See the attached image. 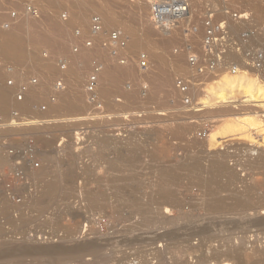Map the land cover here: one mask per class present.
I'll list each match as a JSON object with an SVG mask.
<instances>
[{
  "label": "rangeland",
  "instance_id": "1",
  "mask_svg": "<svg viewBox=\"0 0 264 264\" xmlns=\"http://www.w3.org/2000/svg\"><path fill=\"white\" fill-rule=\"evenodd\" d=\"M252 1L258 4L257 7L262 10L261 13L263 15L259 13V17L261 18H259V20H257L256 14L254 15L255 12L252 11ZM149 3L148 0H0V17H3V20L9 16L10 19L13 18L12 20L14 21L12 22L15 24L19 19L21 21V17L29 16L31 20L33 18L41 21L40 25L33 23V25L26 26L29 36L27 37L28 43L26 45V58L24 61L7 60L4 56L0 55V85L9 87L10 90L8 94L10 109L7 108L3 110L0 108V117L2 119V122H0V249H3L8 243H12V246L18 247L25 242L24 244H31V246L37 245L39 248L49 250L55 249L58 246H65L67 248H72L73 246L77 250L80 249L82 253V255L46 256L34 255V252H32L29 257L23 260L16 257L7 260L0 259V264H122V260L126 257L125 253H130L129 255L133 253L132 250H124V246L122 245V240L125 238L128 229L139 230L135 231V233L137 236L139 235L138 237L141 236L140 238H144V241H147V244L145 243V247H143L145 251H149L151 247L157 249V246L160 250H163L165 246L164 242L155 243L149 247V241L153 239L155 235L162 234L165 229L167 230V228L170 229L171 227L158 229L143 225V220H141L143 217L141 215L137 216V214L131 212H129V214V210L123 207H126L124 201L125 199L127 200L128 197L135 195L136 197H140H138V199H142V201L145 200V202L157 196V199L155 198L153 200L162 202L163 197L159 193L161 176L158 174L162 170L161 168H167L169 166H172L170 168H176L181 165L187 157H191L192 155L195 156L194 154L198 155L199 153L204 154V152L205 154L207 153L206 156L207 158L209 157V161H211V159L218 160L219 158L220 162H225V159H227L226 157L230 156L228 157V161H226L228 164H226V162L224 163L226 164V168L230 167L227 169L228 171L224 173L228 180L223 174L225 178L221 175L219 180L216 181L217 185L219 181L220 186H218L221 188L222 185L226 183L225 180H227L226 187L228 188L222 190L224 193L221 191L219 197L223 200L225 199L224 201L227 205H232L234 203V195L241 192L242 197L246 195L245 198H242L244 200V207L242 206L235 211H224V213L207 212L202 202L207 199L211 200L212 197L205 196V191H203V188L200 186L196 175H190V177L185 172H179V174L181 173L180 179H182V176L183 179H178L172 189L175 192L176 203L180 201L184 206H181L183 207L182 209L176 206L178 208L175 207V211H173L172 208V212L167 213L165 218H169L168 220L170 221L179 220V217L185 210H187V213L190 212V214L195 217V222L192 226H188L189 232L191 231L192 234H200L198 237L197 235L194 236L190 245L201 247L198 245L202 243L203 251L206 254L210 255L214 249L224 254V251L228 249L229 252L228 250L225 251L227 254L231 252V249H236L241 243H245L244 254L246 255L245 258L247 257L248 264H257L260 260L259 255L253 252L264 248V223H262V225H255V228H258L257 230L254 229V226L252 228V226L245 223L264 218V167L262 168L261 164L259 165L257 162L261 157L263 158L264 141H262L260 137H257L256 132L247 134V137L251 136L247 138L245 137L246 134H244L247 130L244 132H242V130L240 134L239 132L235 133V137L219 139L218 144L212 147L209 146L210 135L222 132V129L216 124L217 120L219 121L221 118L219 119V117L204 114L206 108L204 109L201 98L207 97L208 91L212 86V88H214V86L217 85L216 83L219 79H217L218 75L216 78L215 76L201 78V76L195 75L193 69L187 63V57L190 52L193 53L200 50L202 32L196 34L192 31L195 26L201 28L200 26L205 9H218L219 16L222 18L224 17L226 20L230 18L228 13L251 12L254 18V25L259 27L264 21V0H228L221 2L210 0L203 4L193 2L196 5L194 4L195 6L191 12L190 19L180 25V29L178 28V30L171 33L163 32L153 26L150 19ZM245 9H248V11H244ZM105 10L111 11L117 17L121 18L115 23H107L104 26L107 32L101 37L100 43L108 39V31L120 30L123 31L124 34L127 33V35L135 34L139 36L143 30H148L153 40H158L162 43L161 49L158 51L161 55L171 61L173 57H179L182 54V56H180L182 58H180V64H177L176 67L175 65L169 64L165 68L157 69V64L151 57L153 52H146V46H144L146 49L142 47H132L133 51L130 52V55L127 53V59L129 60L124 65L117 61L110 51L104 49L102 45L98 46V49H92L93 53L88 52V48L83 45L84 41L81 40L80 42V40L76 38V31L82 30L84 33V40L90 38L89 27L91 18L95 15L102 18ZM83 16H86L85 20L82 18ZM7 23V20L0 22V46L6 39L2 29L7 28ZM56 25H59L60 29L56 27ZM243 27L244 26H242V28ZM233 29L235 28L233 27ZM104 36L107 37L105 38ZM124 39L128 45V39ZM142 53L147 54L149 60V65L144 69L140 68L138 65V56ZM76 56L80 58L77 63L74 62ZM96 64L100 65V69L105 66L112 69L118 67L125 69L127 67L122 66H126L127 64L130 65V69H127L128 72L126 71L123 77L121 76L118 83H112L106 79L105 82L101 81L94 96L98 104L91 101V96L86 89L89 76ZM75 66L76 71H78L80 75V81H78L80 84L79 87L75 85L76 82L72 81L70 79V74H68L70 68H74ZM227 71L229 72V70H223L219 71V73ZM149 76L157 78L160 83V88L157 86L159 89L157 88L156 91L155 89H151V84H148ZM181 78L189 81L192 85L190 89L194 91L193 96H191L192 99L190 98L192 104L188 106L183 104V97L176 88L175 82ZM12 81L14 85H10ZM59 84H61V86ZM21 85H27L28 92H32L33 94L34 90L37 93V96L35 95L31 98V109L29 112L22 111L17 104L22 103V101H18V96L22 95L19 88ZM68 86H70V88ZM66 88L71 90L70 97L60 99L58 91H62ZM0 90L2 89L0 88ZM126 93H134L136 97L139 95V98H137L139 100L135 103H131L125 95ZM26 94L24 99L27 97ZM150 94H154L153 96L155 99L148 103H143L142 100H145V97ZM75 98H77V103L72 104L71 101ZM245 101V99H237L234 106H243L244 108L251 109L250 111L253 110V112L258 111L259 114L256 113L260 116V119L263 120L262 124L264 125V102L246 103L245 105ZM251 105L255 107L253 108ZM48 107L51 108L48 110ZM44 108H46V110H44ZM198 110H203L204 113L197 112ZM15 114H18V118L14 117ZM76 118H79V121ZM179 118L182 120H179ZM178 121H180V124ZM164 123L166 125H163ZM174 123H177L179 127ZM6 124L8 125L6 126ZM169 124L174 126L170 128ZM184 126L186 127L185 129ZM169 128H175L178 129V131H175V129L173 132L172 130L168 131ZM186 129L187 131L185 133ZM183 130L184 132H181ZM179 132L180 134L177 135ZM173 134L174 136L172 137ZM136 135L139 138H136ZM144 138L145 140H143ZM186 140L189 143H187ZM114 142L120 145H122V143L123 145H125V143H132L133 146L130 148L133 150H131L132 152L130 150L126 152L120 145H116ZM136 142L138 144H134ZM140 142H146V144ZM195 143V147H192L191 145ZM150 144H152V146ZM155 144L158 145L155 147ZM137 145H142L143 148L142 146L136 147ZM146 145L147 147L145 148ZM118 146H120L119 149H117ZM159 146L160 148H158ZM182 146H185V148ZM240 146L242 148L238 149ZM181 148L182 150H180ZM247 148H249V150H247ZM250 148L255 149V151H251L250 153ZM258 149L260 151H258ZM241 150L243 153L248 151L247 153L249 156L247 153V155L243 154ZM133 151H135V154ZM212 152H214L215 155ZM132 153L136 158L130 157L133 156L131 155ZM217 153H219V155ZM223 153L228 155H224ZM257 154L260 158L256 156ZM220 155L222 157H219ZM51 156L55 158V160H52L53 162L51 161L53 158ZM151 156L155 157V160H158L155 161L152 157L153 161ZM247 156L250 157L251 160ZM224 157L225 159H223ZM254 157H256V160L258 158V160L256 161ZM131 158L133 160L129 161ZM247 159H249V161H247ZM121 160L124 162L121 163ZM126 160L130 163V167H128V163H125ZM243 160L244 163H242ZM250 161L252 164H250ZM113 162L116 163L114 164ZM158 162L161 164V167ZM172 163L175 164V166ZM133 164L134 166H132ZM156 164L158 165L156 166ZM205 164L208 163L205 162ZM239 164H245V166L247 165L249 167L246 166L248 169H243L245 166L243 167L242 165L241 167ZM256 164L260 169L262 168L261 170L259 169L260 171L257 170ZM37 165L39 167H37ZM116 165H118V167ZM253 166L256 167V169L254 168L256 171L252 169ZM159 168L160 171H158ZM231 168L234 173L230 170ZM69 169H71L72 180L66 179L61 182V189L58 196L53 198H45L43 196L44 198H42L47 183L59 180L60 177L61 179L67 178V176H69ZM155 169H157V171ZM19 170L24 172L22 178L18 177L16 174ZM210 172L208 177L214 175L213 173H215V170ZM235 173L239 175H236L239 180L241 179L242 181L243 179L245 181L240 183L241 181L232 177ZM158 176L160 178L157 179ZM190 179L194 180L191 181ZM220 179L223 180L221 181ZM229 180L231 184H228L230 183ZM65 181L66 183L70 181V183L68 182L69 184H66ZM216 184L212 186V189L218 187L215 186ZM251 187L253 189H251ZM249 188L251 191H249ZM254 188L256 191H254ZM230 189H232V191H230ZM225 190H228L226 192L227 198ZM233 191L235 193H233ZM91 192L99 196V205L96 207L91 205V197L89 196ZM243 192L245 194H242ZM158 195H160L161 198ZM252 201L255 202L254 205L256 208L253 206ZM4 202L6 203L4 204ZM248 202L250 204H248ZM120 204H122V206ZM197 205L199 206L198 208ZM194 208H196V210H194ZM181 212L182 214H180ZM245 214L247 216L244 217ZM258 214V217H261L260 219L256 217ZM233 215H237V218ZM129 217L132 218L130 221ZM223 221L225 225L221 223ZM136 222L137 224H142L147 229L142 225H138L139 229L136 227ZM125 223L127 224L125 225ZM134 223L136 225H132ZM243 224L245 226H242ZM126 227L127 230L125 229ZM141 227L143 228L141 229ZM233 227L234 230L239 227L235 230V233L238 235L234 233ZM240 228L242 230H240ZM244 229L245 231L248 229L247 232L250 235L244 232ZM221 231L227 232L222 233ZM240 232L242 236H240ZM261 232L262 234H260ZM243 234L248 236H243ZM133 235L134 234H132V236ZM229 235L230 237H228ZM208 236H210V238L212 237V239ZM214 236L216 239L213 238ZM223 236L226 237V240H224L225 238ZM236 236L240 239L242 238L243 241L239 239L241 243H238L239 241ZM205 238L208 239L204 241ZM247 238L252 241H249ZM222 241H229L227 242L229 244L227 245L226 242ZM97 242L102 246V251L98 257L97 255L88 253L89 243L92 244ZM232 242L233 245L237 246L236 248L231 244ZM260 242L261 245L259 244ZM223 243L224 245L226 244L224 246L225 249H223ZM106 244L109 245V247L107 246L106 248ZM110 245L113 246L111 247ZM146 246L149 249H147ZM210 246L214 248L212 249ZM113 248L115 249L113 250ZM136 248L139 247L136 246ZM129 255L127 254V256ZM175 255L177 257H185L183 249H178ZM122 256H124V258H122ZM150 261L152 260L150 259ZM236 261L231 260V263L236 264ZM153 262L156 263V261ZM130 264H137V262Z\"/></svg>",
  "mask_w": 264,
  "mask_h": 264
},
{
  "label": "bare ground",
  "instance_id": "2",
  "mask_svg": "<svg viewBox=\"0 0 264 264\" xmlns=\"http://www.w3.org/2000/svg\"><path fill=\"white\" fill-rule=\"evenodd\" d=\"M235 1V0H233ZM148 2H151L150 0H148ZM249 2V1H248ZM196 3V2H195ZM195 3L192 4V8H191V12L193 11V8L194 6L196 5ZM148 4V3H147ZM150 4V3H149ZM195 4V5H194ZM248 4V3H247ZM252 6L251 8L253 9L252 11H254V15L257 16V20H259V16L261 13L262 10H260L261 8L257 7L258 4H255L253 3V1L251 2ZM250 4V5H251ZM244 6V5H243ZM108 7V6H107ZM196 8V7H195ZM249 9V8H248ZM248 9H245L244 11H248ZM243 10V9H242ZM2 11V10H1ZM264 11V10H263ZM101 12V11H100ZM105 13L103 14L102 16V21H103V26H105L107 23H115L117 22V20L121 17H117L115 14H113L111 11H108V10H105L104 11ZM5 13V12H4ZM260 13V14H259ZM258 14V15H257ZM100 15V14H99ZM263 15V14H262ZM8 16V15H7ZM253 16V15H252ZM226 17V16H225ZM5 18V16H4ZM84 20L86 18V16H83L82 17ZM13 18H9L6 17L4 20H3V17H0V22H4L5 20H7V25H6V29H2V32L4 33V35L6 36V39L3 41V43L1 44L0 46V55L1 56H4L7 60H16V61H24V59L26 58V45L28 43V32H27V25H33V23H36V24H41V21H39L38 19H33L31 20V18L29 16H23L21 17V21L20 19L18 20V22L16 21L15 24L12 22L14 20H12ZM151 19V18H150ZM254 19V18H253ZM261 19V18H260ZM16 20V19H15ZM28 21V22H27ZM130 21L132 22V20L130 19ZM254 21V20H253ZM130 22V23H131ZM259 22V21H258ZM13 23V24H12ZM17 23V24H16ZM133 23V22H132ZM135 25V23H133ZM132 24V25H133ZM2 25V24H1ZM67 25V24H66ZM133 25V26H134ZM246 24L243 23V22H237V23H233L231 24V27L235 28V29H239V28H242V26H245ZM4 27V26H2ZM56 27H58L60 29V26L59 25H56ZM131 28V27H130ZM180 28V27H179ZM107 32L105 31V28H104V33ZM109 32V31H108ZM104 33L100 36V37H97V38H93V40H95L94 42V45L92 48H88V52H92L93 50L92 49H96L98 46H101V43H100V40H101V37H103ZM122 34L124 36V38L128 39V45H127V48L125 50H121L120 51V54H119V57H126L128 54L130 55V52L133 51L132 47H135V48H138V47H142L143 49H146V52H153L151 54V57L152 59L156 62L157 64V69H162V68H165L166 66H168L169 64L171 65H176L177 64H180L181 62V57L182 54L179 56V57H173L171 59V61L169 59H167L166 57H164L163 55H161L158 51L159 49H161V42H159L158 40H153L152 39V35L151 33L148 31V30H143V32L141 34H139V36L135 35V34H132V35H127L124 34V32L122 31ZM84 36V34H83ZM73 37V36H72ZM105 37V36H104ZM107 37V36H106ZM105 37V38H106ZM74 39V38H73ZM104 39V38H103ZM105 40V39H104ZM81 42V40H80ZM100 43V44H99ZM75 44V43H74ZM197 44V42H196ZM77 45V43H76ZM146 46V48L144 47ZM78 48V47H77ZM191 48V47H190ZM98 49V48H97ZM195 49V48H194ZM105 52V51H104ZM93 53V52H92ZM128 53V54H127ZM110 55V54H109ZM108 56V55H107ZM111 57V56H110ZM128 57V56H127ZM108 58V57H107ZM181 58V59H180ZM79 57L76 56L75 59H74V62L77 63L79 62ZM115 59H120L118 57H115ZM129 60V59H128ZM126 64V63H125ZM121 67V66H120ZM122 67H127L125 69H121V68H115V69H112V68H109L107 66L105 67H102V69L98 72V85L101 83V81L105 82V79L107 81H111L112 83H118L119 80L121 79V76L123 77L124 73L126 74V71L127 69H130V65H126V66H122ZM76 66L74 68H70L68 74H70V79L72 81H75V85L77 87L80 86L79 82L80 81V75L78 73V71H76ZM131 71V70H130ZM159 71V70H158ZM223 71V70H221ZM128 72V71H127ZM221 73V74H220ZM218 72V76H217V80L218 82L216 83L217 85L214 86V88L211 87V89L208 91V95L207 97H204V98H201V101H202V104L204 105V109H205V113L203 112V110H198L197 112H203L204 114L206 115H212L213 117H219V119L221 118V120H217L216 124L218 125V127L220 129H222V132L220 133H213L210 135V139H209V146L212 147V146H215L216 144L219 143V139H223V138H229V137H235V133H238L239 134L241 133L240 131L244 132L245 130H247L244 134H246L245 137H247V134H250L251 132H256L257 134V137H260L262 139V141H264V138H263V135L264 134H260V133H264V125L262 124V121L260 119V116L257 115L258 111L256 112H253L250 111L251 109H248V108H244L243 106H234V104L236 103V100L237 99H245L246 101L244 102V104L246 105V103H263L264 102V72H258V71H254L252 69H248V68H242L239 70V72L237 74H232V72ZM129 74V73H128ZM220 74V75H219ZM79 75V77H78ZM141 77V76H139ZM153 76H149V83L148 84H151V89H156L160 86V83L159 81L157 80V78H152ZM216 78V77H215ZM143 79V77H142ZM147 79V80H148ZM214 79V78H213ZM212 79V80H213ZM158 82V83H157ZM213 83V82H212ZM97 85V87H98ZM208 85V84H207ZM1 89L0 90V108L1 109H7L10 107V102H9V97H8V94L10 92L9 90V87H6V86H3V85H0ZM158 86V87H157ZM70 88V86H68ZM160 88V87H159ZM158 88V89H159ZM62 90V89H61ZM73 91V90H72ZM154 91V90H152ZM159 91V90H158ZM157 91V92H158ZM193 90L192 89H189V91L187 92V95L188 96H193V93L194 91L192 92ZM152 93V92H151ZM58 94L60 96V99H66L68 97H70V94H71V90L70 89H64L62 91H58ZM166 94V93H165ZM27 97L25 99L22 100V103H17L19 108H21L22 111L24 112H29L30 111V101H31V98L34 97L35 95L37 96V93L36 91L33 90V94L32 92H28L27 94ZM127 96V98L129 99V101L131 103H135L137 100V98H139V95L136 97V95L134 93H126L125 94ZM154 95V94H153ZM152 94L148 95L145 97V100L143 99L142 102L143 103H148L149 101H153L154 96ZM169 96V95H168ZM159 97V96H158ZM164 98V97H163ZM162 98V99H163ZM192 98V97H191ZM168 99V98H167ZM166 100V99H165ZM72 104H76L77 103V98L73 99L72 101ZM157 103V102H155ZM160 103V102H159ZM169 103V102H168ZM242 103V102H241ZM164 104V103H163ZM248 105V104H247ZM250 105V104H249ZM59 106V105H58ZM73 106H76V105H73ZM252 106V105H251ZM253 108L255 106H252ZM51 107H48V110L50 109ZM10 109V108H9ZM2 111V110H1ZM202 113V114H203ZM259 114V113H258ZM109 116V115H108ZM203 116V115H202ZM208 117V116H206ZM205 118V117H203ZM212 118V117H211ZM223 118V119H222ZM77 119V118H76ZM177 119V118H176ZM209 119V118H208ZM213 119V118H212ZM79 121V118L77 119ZM179 120H182L179 118ZM216 120V119H215ZM166 121V120H165ZM168 121V120H167ZM170 121V119H169ZM173 121V120H172ZM164 122V121H163ZM171 122V121H170ZM175 122V121H174ZM179 124H180V121H178ZM264 123V122H263ZM10 124V123H9ZM14 124V123H13ZM167 124V122H166ZM165 123L163 125H166ZM172 124V123H171ZM170 125V128L173 127L174 125L171 126ZM175 124V123H174ZM185 124V123H184ZM182 124V125H184ZM8 124H6L7 126ZM26 125V124H25ZM175 125H178L177 123ZM186 125V124H185ZM12 126V125H11ZM162 127V126H161ZM164 127H167V126H164ZM163 127V128H164ZM179 127V125H178ZM176 127V128H178ZM168 128V127H167ZM166 128V129H167ZM172 130V132L174 131L175 128L173 129H170ZM186 127L184 126V129ZM180 129V128H179ZM182 130V128H181ZM189 130H190V127H189ZM26 131V130H25ZM175 131H178V129H175ZM187 129L185 130V133H186ZM171 132V134H172ZM181 132H184L181 131ZM189 132V131H188ZM187 132V134H188ZM260 132V133H259ZM10 133V132H8ZM18 133V132H17ZM176 133V132H175ZM183 133V134H185ZM191 133V132H190ZM16 134V132H15ZM23 134V133H22ZM180 134L177 133V135ZM181 134V135H183ZM260 134V135H259ZM11 135V134H10ZM147 135V134H146ZM152 135V134H150ZM176 135V137H177ZM252 135V134H251ZM135 136V135H134ZM174 136V134L172 135V137ZM187 136V135H186ZM184 136V137H186ZM240 136V135H239ZM238 136V137H239ZM243 136V135H241ZM143 137H146V136H143ZM151 137V136H150ZM251 137V136H250ZM250 137H247V138H250ZM130 138V137H129ZM136 138H139L137 137L136 135ZM198 139V138H196ZM252 139V138H251ZM258 139V138H257ZM130 140V139H129ZM128 140V141H129ZM132 140V139H131ZM134 140V139H133ZM138 141H141L139 139H137ZM145 140V138L143 139ZM153 140V139H152ZM177 140H180V139H177ZM176 140V141H177ZM189 140V139H188ZM194 140V139H192ZM253 140V139H252ZM156 141V140H155ZM119 142V141H118ZM126 142V141H125ZM129 142H132V141H129ZM147 142V141H146ZM146 142H140V143H143V144H146ZM180 142V141H179ZM187 142V140H186ZM195 142V141H194ZM122 143V142H121ZM128 143V142H127ZM133 143V142H132ZM131 143V144H132ZM189 143V142H187ZM193 143V142H191ZM201 143V142H200ZM262 143V142H261ZM107 144V143H106ZM114 144H118L120 145L119 143H115ZM113 144V145H114ZM126 144L123 145H120L121 148L123 150H125L127 152V150H133L131 149L130 147L133 146V144ZM134 144H138L137 142L134 143ZM154 144V143H153ZM184 144V143H183ZM263 144V143H262ZM108 145V144H107ZM105 145V146H107ZM152 146V144H150ZM149 145V146H150ZM158 145V144H157ZM155 144V147L157 146ZM196 143L195 144H192L191 146L192 147H195ZM206 145V144H205ZM45 146V145H44ZM110 146V145H109ZM115 146V145H114ZM117 149H119V147ZM135 146V145H134ZM139 146H142V145H139ZM138 145L136 147H139ZM150 146V147H151ZM246 146V145H244ZM259 146V145H258ZM135 147V148H136ZM147 147V145L145 146V148ZM154 147V146H153ZM179 147V145H178ZM185 148V146H182ZM248 147V146H246ZM116 148V146H115ZM143 148V146H142ZM160 148V146L158 147ZM242 147L240 146V148L238 149H241ZM151 149V148H149ZM155 149V148H154ZM197 149V148H196ZM237 149V150H238ZM146 150V149H145ZM157 150V149H156ZM161 150H162V147H161ZM179 150V149H178ZM182 150V148L180 149ZM184 150V149H183ZM193 150V149H192ZM199 150V149H198ZM236 150V149H235ZM243 150V149H242ZM241 150V151H242ZM247 150H249V148H247ZM119 151V150H118ZM159 151V150H158ZM197 151V150H196ZM203 151V150H202ZM207 151V150H206ZM239 151V150H238ZM254 152L255 149H251L250 148V153ZM258 151H260L258 149ZM129 152V151H128ZM132 152V151H131ZM192 152V151H191ZM198 152V151H197ZM227 152V151H226ZM240 152V151H239ZM248 151H246L247 153ZM257 152V151H256ZM255 152V153H256ZM263 152V151H262ZM104 153V152H103ZM133 153L135 154V151H133ZM133 153L131 155H133ZM150 153V152H149ZM149 153H148V156H149ZM186 153V152H185ZM194 153V152H192ZM191 153V155H192ZM203 153V152H202ZM214 153V152H212ZM228 153V152H227ZM243 153V151H242ZM245 152L243 154H246ZM254 153V154H255ZM259 153V152H257ZM261 153V152H260ZM259 153V154H260ZM128 154V153H127ZM138 154V153H137ZM163 154V153H162ZM207 154V153H206ZM205 152L204 154H201L199 153L198 155L194 154L195 156H191V157H187V159H185V161L179 165L178 167L176 168H170L172 166H169L167 168H164L163 165L161 168L162 170L160 171V168L158 171H160V173H158L160 176H161V185L158 187L159 188V193L160 195L163 197V200L162 202H156L155 199L153 196V199H148L146 202L145 200L142 201V199H138V197H136L135 195H132L130 197L127 198V200L125 199L124 201V205L123 206L124 208H127L128 210V213L131 212V213H135L138 215H141L143 217V225L145 226H150L152 228H158V229H164V228H167V227H171L170 229L167 228V230L165 229V231L162 233V234H159V235H155V237L153 239H151L149 241V247H151V245H154L155 243H165V246H164V249L163 250H160L157 246V249H154L153 247H151V249L149 251H145L143 249V247H145V243L147 241H144V238H140L136 235L135 231H137L138 229H128L127 230V227L125 228L127 230L126 232V236L125 238L122 240V245L124 246V250L125 249H129L133 251L132 255H129L130 253H125L126 254V257L124 258V256H122V258H124L122 261L123 263L122 264H130V263H133V262H137V264H211V263H214V264H233L231 263V260H237L235 263L236 264H248L247 262V257L245 258V254H244V244L241 243L240 240H242V238L240 239L239 237H237V241L238 243H241V245L236 248L237 246L233 245V242L231 243L236 249H231V252L230 253H225V251L227 250H223L224 251V254L222 253H219L220 251L218 250H213L211 252V254H206L204 251H203V246L200 244L198 246H201V247H194L192 246V244L190 245V242L192 239H194V236L197 235V237L200 235L198 234H192V232L190 231L189 232V227L190 225L192 226V224H194V216L192 214L187 213V210L184 211V213L182 214V212L180 214H182L180 217H179V220H168L165 218V215L169 212H172V208H173V211H175V207L178 206V207H181V206H184L182 205L183 203L178 201L176 203V199H175V192L173 191L172 187H174V185L176 184V182L178 181V179L181 178V173L179 174V172H185L187 175H196L197 176V179L199 181V184L200 186L203 188V191H205V196L207 197H212L211 200L207 199L206 201L202 202V205L203 207L207 210V212L209 213H215V212H222L224 213V211H235L237 210L238 208L240 207H244V200L242 198H245L246 195H244V197H242L241 195V192L238 194L236 193L233 197V200H234V203L232 205H227L225 203V199H221V197H219V193L224 190V189H227L228 187L227 186V176L224 174L226 173L229 169V168H226V164H228L226 161H228V157H226L227 159H225V157L223 159H225L224 161L226 162V164H224L225 162L223 161H219V158L218 160L216 159H211V161H209V157L207 158ZM219 155V153H217ZM216 154V155H217ZM224 154V153H223ZM222 154V155H223ZM226 154V153H225ZM224 154V155H225ZM229 154V153H228ZM226 154V155H228ZM248 154V153H247ZM246 154V155H247ZM262 154V153H261ZM129 155V154H128ZM159 155V154H158ZM187 155V154H186ZM213 155V154H212ZM215 155V153H214ZM230 155V154H229ZM252 155V154H251ZM250 155V156H251ZM263 155V158L259 157L258 154L256 156H258L257 160H256V157L255 160L259 163V165L261 164L262 168L264 167V154ZM120 156V155H118ZM122 156V155H121ZM169 156V155H168ZM210 156V155H209ZM249 156V154H248ZM247 156V157H248ZM53 157V156H51ZM130 157H135L134 155L133 156H130ZM139 157V156H138ZM153 156H151V159H152ZM160 157L162 158V156L160 155ZM219 157H222L221 155ZM232 157V156H231ZM253 157V156H252ZM118 158V157H117ZM129 158V156H128ZM136 158V157H135ZM184 158V157H183ZM214 158V157H212ZM250 158V157H248ZM253 158V159H254ZM55 160V158L53 157L51 159L52 160ZM127 159V157H126ZM153 159L155 160V157H153ZM152 159V160H153ZM169 159V158H168ZM49 160V159H48ZM120 160V159H119ZM129 160V159H128ZM133 159L131 158V160L129 161H132ZM135 160H139V159H135ZM153 160V161H154ZM158 160V159H157ZM155 160V161H157ZM163 160V159H162ZM166 160V159H165ZM251 160V158H250ZM254 160V161H255ZM50 161V162H51ZM117 161V160H116ZM160 161V160H159ZM183 161V160H182ZM247 161H249V159H247ZM53 162V161H52ZM119 162V161H118ZM124 162V161H123ZM122 160H121V163H123ZM169 162V161H168ZM167 162V164H168ZM205 162H207L208 164H205ZM256 162V163H257ZM114 163V162H113ZM116 163V162H115ZM114 163V164H115ZM125 163H128L127 160L125 161ZM135 163V162H134ZM156 163V162H155ZM159 163V162H158ZM161 163L163 164V162L161 161ZM165 163V162H164ZM244 163V160L243 162ZM249 163V162H248ZM247 163V164H248ZM130 163H128L129 165ZM160 164V163H159ZM173 164V163H172ZM180 164V163H179ZM246 164V163H245ZM245 164L243 165V167L245 166ZM250 164L251 161H250ZM119 165V164H118ZM118 165H116L118 167ZM127 165V166H128ZM158 164H156L157 166ZM166 165V164H164ZM170 165V164H169ZM175 166V164H173ZM241 165V164H239ZM241 165V167H242ZM257 165V164H256ZM112 166V165H111ZM134 166V164L132 165ZM131 166V167H132ZM155 166V165H154ZM155 166V168H156ZM168 166V165H167ZM247 166V165H246ZM243 168V169H248V168ZM113 167V166H112ZM130 167V165L128 166ZM160 167H161V164H160ZM249 167V166H247ZM258 169V171H260L261 169L258 167V165L256 166ZM256 167L253 166V170L256 169ZM121 168V167H120ZM154 168V167H153ZM255 168V169H254ZM158 169V167H157ZM157 169H155L157 171ZM260 169V170H259ZM71 169H69V176H67V178H64V179H60L59 180H56V181H51V182H48L45 189H44V193L42 195V198H53V197H56L58 196V194L60 193V189H61V182L66 180V179H69V180H72V177H71ZM154 170V171H155ZM212 170H215V173H213L214 175H211V177L209 175V172L212 171ZM232 171V173H234V171L232 170V168L230 169ZM235 170V169H234ZM250 170H251V167H250ZM153 171V172H154ZM236 171V170H235ZM247 171V170H246ZM252 171V170H251ZM256 171V170H255ZM264 171V170H263ZM48 173V172H47ZM184 173V175H185ZM253 173V171H252ZM51 174V172H50ZM155 174V173H154ZM211 174V172H210ZM225 175L226 176V185L223 186L220 188L219 186V181H218V185L216 184V181L219 180V178L221 177V175ZM230 174V173H229ZM264 174V172H263ZM32 175V174H30ZM183 175V174H182ZM186 175V176H187ZM223 175V177H224ZM236 175L238 174H234L232 177L236 178V180L238 179L236 177ZM187 176V177H189ZM190 176V177H191ZM195 176V177H196ZM239 176V175H238ZM193 177V178H195ZM229 177V176H228ZM74 178V177H73ZM160 178L159 176L157 177V179ZM225 178V177H224ZM264 178V177H263ZM182 179H183V176H182ZM180 179V180H182ZM186 179H189V178H186ZM191 180V179H190ZM194 180V179H192ZM191 180V181H192ZM221 180V179H220ZM223 180V179H222ZM221 180V181H222ZM232 180V179H231ZM235 180V179H234ZM239 180V179H238ZM184 181V180H183ZM230 181V180H229ZM241 181V179L239 180ZM238 181V182H239ZM245 180L242 179V181L240 183H243ZM70 183V181H68ZM67 182V183H68ZM160 182V181H159ZM189 182V181H188ZM195 182V181H194ZM233 182V181H232ZM235 182V181H234ZM66 183V181H65ZM66 183V184H67ZM68 183V184H69ZM185 183V182H184ZM190 183V182H189ZM193 183V182H192ZM246 183V182H245ZM183 184V183H182ZM191 184V183H190ZM195 184V183H194ZM216 184L215 186H218V187H215V189H212L213 185ZM222 184V183H220ZM228 184H231V181L230 183ZM236 184V183H235ZM238 184V183H237ZM185 185V184H184ZM188 185V183H187ZM193 185V184H192ZM197 185V184H196ZM239 185H242V184H239ZM245 185V184H244ZM249 185V184H248ZM178 186V184H177ZM183 186V185H182ZM195 186V185H194ZM193 186V187H194ZM198 186V185H197ZM199 186V187H200ZM229 186V185H228ZM237 186V185H236ZM252 186V185H251ZM176 187V186H175ZM185 187V186H184ZM191 187V188H193ZM232 187V186H231ZM246 187V185H245ZM248 187V186H247ZM253 187V186H252ZM251 187V189H253ZM233 189V187H232ZM232 189H230V191H232ZM239 189V188H238ZM242 189V187H241ZM244 189V187H243ZM251 189L249 188V191H251ZM199 190V189H198ZM202 190V189H201ZM200 190V191H201ZM157 191V190H156ZM176 191V190H175ZM228 191V190H227ZM225 190V195H226V192ZM244 191V190H242ZM254 191H256V189L254 188ZM191 192V191H190ZM223 192V191H222ZM239 192V191H238ZM245 192V191H244ZM242 193V194H245V193ZM157 193V192H156ZM203 193V192H202ZM224 193V192H223ZM230 193V192H228ZM233 193H235L233 191ZM90 194V193H89ZM247 194V193H246ZM251 194V193H250ZM249 194V195H250ZM254 194V193H253ZM88 195V194H87ZM150 195V194H149ZM158 195L160 198L161 196ZM204 195V194H203ZM231 195V194H230ZM260 195V194H259ZM44 196V197H43ZM91 198H90V202H91V205L93 207H96L98 204V200H99V196L98 194L96 193H92L91 192V195H89ZM147 196V195H146ZM253 196V195H252ZM251 196V197H252ZM257 196V195H256ZM140 198V197H139ZM146 198V197H144ZM149 198V197H148ZM223 198V197H222ZM226 198H227V195H226ZM255 198V196H254ZM260 198V197H259ZM263 198V197H261ZM40 199V198H39ZM38 199V200H39ZM157 199V198H156ZM231 199V198H230ZM159 200V198H158ZM179 200V199H178ZM183 200V199H182ZM249 200V199H248ZM257 200V199H255ZM254 200V201H255ZM260 200V199H259ZM258 200V202H259ZM228 201V200H227ZM250 201V200H249ZM199 204H200V201L198 200ZM232 202V201H231ZM263 202V200H262ZM6 202H4L5 204ZM188 203H191V202H188ZM253 206L255 202H253ZM264 203V202H263ZM230 204V203H229ZM248 204H250L248 202ZM258 204V203H257ZM262 204V203H261ZM122 206V204H120ZM187 205V204H186ZM201 205V204H200ZM264 205V204H263ZM260 206V205H259ZM176 207V208H178ZM187 207V206H186ZM196 207V206H195ZM199 206L197 205V208ZM252 207V206H251ZM260 207H263V206H260ZM118 208V207H117ZM121 208V207H119ZM183 207H181L180 209H182ZM256 208V206H255ZM122 209V208H121ZM187 209V208H186ZM203 209V208H202ZM194 210H196V208H194ZM243 210V209H242ZM189 211V210H188ZM193 211V210H192ZM178 212V211H176ZM263 213V211H262ZM130 214V213H129ZM179 214V213H178ZM261 214V213H260ZM130 216V215H129ZM134 216V214H133ZM226 216V215H225ZM235 218H237V215H233ZM243 216V215H241ZM247 216L246 214L244 215V217ZM259 214L256 216L258 217ZM223 217V216H222ZM227 217V216H226ZM252 217H255V216H252ZM251 217V218H252ZM134 218V217H133ZM215 218V217H214ZM221 218V217H220ZM229 218V217H228ZM250 218V217H249ZM259 219L261 217H258ZM130 219H132L131 217H129V221ZM136 219V218H135ZM243 219V218H242ZM254 219V218H253ZM140 220V219H139ZM227 220V219H226ZM246 220V219H244ZM248 220H252V219H248ZM258 219H255L254 221H249V222H246L245 224H249V226H254V229L257 230L258 228H255L256 226L255 225H262V223H264V218L258 220ZM205 221V220H204ZM222 221V220H221ZM225 221V220H224ZM221 222L223 225H225L224 223L225 222ZM127 222H128V218H127ZM210 222V221H209ZM212 222V221H211ZM219 222V221H217ZM230 222V221H228ZM227 222V223H228ZM200 223V222H199ZM207 223V222H206ZM213 223V222H212ZM244 223V222H243ZM127 223H125L126 225ZM137 224V222H136ZM135 223L132 224V225H136ZM198 224V223H197ZM242 224V222H241ZM139 224L136 225V227H138ZM142 225V224H141ZM140 225V226H141ZM142 225V226H143ZM212 225V224H211ZM229 225V223H228ZM237 225V224H236ZM240 225V224H239ZM264 225V224H263ZM189 226V227H188ZM217 226V225H215ZM235 226V225H234ZM242 226H245L244 224ZM144 227V226H143ZM141 227V229L143 228ZM228 227V226H227ZM131 228V227H130ZM134 228V226H133ZM139 228V227H138ZM146 228V227H144ZM231 228V226H230ZM229 228V229H230ZM239 228V227H238ZM236 228V229H238ZM245 228V227H244ZM247 228V226H246ZM250 228V227H249ZM250 228V229H252ZM263 228V226H262ZM124 229V230H125ZM140 229V228H139ZM147 229V228H146ZM228 229V230H229ZM232 229V228H231ZM235 229V230H236ZM133 230H134V233H133ZM233 230H234V227H233ZM235 230H234V233H235ZM240 230H242L240 228ZM262 230V229H261ZM264 230V228H263ZM139 231V230H138ZM144 231V229H143ZM148 231H149V228H148ZM239 231V230H238ZM248 231V229H247ZM245 231L244 229V232H247ZM254 231V230H253ZM259 231V230H258ZM145 232V231H144ZM143 232V233H144ZM150 232V231H149ZM157 232V231H156ZM222 232V231H221ZM223 232H227V231H223ZM222 232V233H223ZM250 232V231H249ZM252 232V231H251ZM263 232V231H262ZM262 232L260 234H262ZM138 233V232H137ZM142 233V235L144 236V234ZM231 233V232H229ZM238 233V232H237ZM248 233V232H247ZM132 234H134L132 236ZM140 234V233H139ZM146 234V233H145ZM156 234V233H155ZM236 234V233H235ZM235 234H232V235H235ZM241 234V232H240ZM249 234V233H248ZM254 234V233H253ZM124 235V234H123ZM141 235V234H140ZM153 235V234H152ZM203 235V234H202ZM228 235V234H227ZM238 235V234H236ZM245 234H243L244 236ZM250 235V234H249ZM134 236H137V237H134ZM147 236V235H146ZM242 236V234L240 235ZM246 236V235H245ZM248 236V235H247ZM246 236V237H247ZM252 236V235H251ZM261 236V235H260ZM210 238V236H208ZM224 237V236H223ZM230 237V235L228 236ZM227 237V238H228ZM255 237H256V234H255ZM254 237V238H255ZM149 238V236H148ZM204 238V237H202ZM215 238V236L213 237ZM220 238V237H219ZM226 240V237H224ZM232 238V237H231ZM245 238V237H244ZM208 239V238H207ZM206 238L204 239L207 240ZM212 239V237L210 238ZM209 239V240H210ZM216 239V238H215ZM240 239V240H239ZM248 239V238H247ZM229 240V238H228ZM249 240V239H248ZM193 241V240H192ZM214 241V240H213ZM243 241V240H242ZM249 241H252V240H249ZM254 241V240H253ZM28 242H31V241H28ZM144 242V243H143ZM202 242V240H201ZM209 242V241H208ZM207 242V243H208ZM215 242V241H214ZM219 242V241H217ZM221 242V240H220ZM222 242H226V241H222ZM229 242V241H227ZM226 244L228 245L229 243ZM259 242V241H257ZM25 243V242H24ZM20 244V246L16 247V246H12L11 244H6L5 247L3 249H0V259H12L14 257L16 258H21L22 260L25 259L26 257H29V255H31L32 252H34V255H50V256H53V255H70V254H77V255H82V253L80 252L81 250H77L75 247L72 246V248H67L65 246H58L56 247L55 249H44V248H39L37 247V245L35 246H31V244ZM27 243V242H26ZM205 243V242H204ZM203 243V244H204ZM216 243V242H215ZM256 243V242H255ZM16 244V243H15ZM147 244V243H146ZM210 244V243H209ZM217 244V243H216ZM225 244V245H226ZM261 245V242L259 243ZM144 245V246H143ZM157 245V244H156ZM164 245V244H163ZM205 245V244H204ZM213 245V244H212ZM223 245V249L224 248V243L222 244ZM238 245V244H237ZM247 245V244H246ZM89 248H88V253L89 254H93V255H97V257L99 256L100 252L102 251V246L101 244H99L98 242L97 243H89ZM107 246L109 247V245H105V247L107 248ZM111 247L113 245H110ZM136 246H138L139 248H136ZM162 246V245H161ZM160 246V247H161ZM207 246V245H206ZM215 246V245H214ZM218 246V245H217ZM249 246H250V243H249ZM252 246V245H251ZM256 246V245H255ZM126 247V248H125ZM212 247V246H210ZM209 247V248H210ZM220 247V246H219ZM222 247V246H221ZM227 247V246H226ZM232 247V246H231ZM248 247V246H247ZM253 247V246H252ZM257 247V246H256ZM262 247V246H261ZM147 248V246H146ZM214 247H212L213 249ZM217 248V247H216ZM109 249V248H108ZM115 248H113L114 250ZM149 249V248H147ZM146 249V250H147ZM178 249H183L184 251V255L185 257H177L175 255V252L178 250ZM250 249V247H249ZM262 249V250H261ZM260 250H256V252H253L255 253L256 255H259L260 257V260L258 261L257 264H264V248H261ZM112 250V249H111ZM112 250V251H113ZM248 250V248H247ZM208 251V250H207ZM210 251V250H209ZM250 251V250H249ZM124 252V251H123ZM229 252V250H228ZM87 253V252H86ZM210 253V252H209ZM124 254V255H125ZM127 254L129 256H127ZM108 255V254H107ZM96 257V256H95ZM254 257V256H253ZM103 258V256H102ZM52 259V257H51ZM58 259V258H57ZM100 259V258H99ZM150 259L152 261H150ZM104 260V259H103ZM153 261H156V263H154ZM255 261V260H254ZM39 262V261H38ZM253 262V261H252ZM257 262V260H256ZM17 263V262H15ZM34 263V262H33ZM98 263V262H97ZM49 264V263H48ZM252 264H255V263H252Z\"/></svg>",
  "mask_w": 264,
  "mask_h": 264
},
{
  "label": "built area",
  "instance_id": "3",
  "mask_svg": "<svg viewBox=\"0 0 264 264\" xmlns=\"http://www.w3.org/2000/svg\"><path fill=\"white\" fill-rule=\"evenodd\" d=\"M210 0H151L150 18L152 24L163 32L171 33L178 30L179 26L190 19L193 2L206 3ZM228 1V0H214ZM218 9H205L203 14L201 28L195 26L193 33L202 32L200 41V50L188 54L187 63L193 69V72L201 78L217 76L221 70H229L232 74H237L240 69L248 68L258 72H264V21L258 27L254 25L251 12L228 13L229 19L220 17ZM233 22H243L246 24L243 28L233 29ZM180 29V28H179ZM104 33L103 21L100 16H93L90 20L89 35L90 38L84 40L82 30L76 31V38L83 40L85 47L92 48L95 40ZM106 33V32H105ZM104 33V34H105ZM104 49H108L114 57H118L122 65L127 63L126 57H119L120 51L127 48L122 31H109L108 39L101 43ZM147 54L138 56V65L140 68H147L149 65ZM10 69V68H9ZM100 65L96 64L94 70L89 76L87 82V92L91 96V101L98 104L95 96L98 85V72ZM176 88L183 97V104L188 106L192 104V98L187 92L192 87L186 79H178ZM10 85H14L13 81ZM61 86V84H59ZM18 101L24 99L28 92L27 85H21ZM191 98V99H190ZM46 110V108H44ZM18 118V114H15ZM12 121V120H11ZM0 122L2 119L0 117ZM13 122V121H12ZM37 167H39L37 165ZM17 176L21 177L24 172L17 171Z\"/></svg>",
  "mask_w": 264,
  "mask_h": 264
}]
</instances>
